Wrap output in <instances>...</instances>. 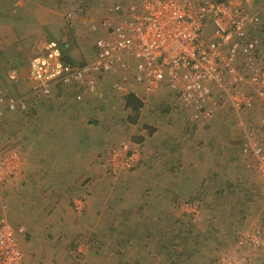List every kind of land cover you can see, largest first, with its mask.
Returning <instances> with one entry per match:
<instances>
[{
  "label": "rangeland",
  "instance_id": "obj_1",
  "mask_svg": "<svg viewBox=\"0 0 264 264\" xmlns=\"http://www.w3.org/2000/svg\"><path fill=\"white\" fill-rule=\"evenodd\" d=\"M141 1L0 0V96L25 106L14 112L0 108V161L13 154L18 159L17 175L0 185V226L13 230L17 249L21 237L27 244L23 264H264V102L239 113L226 105L229 116L224 125L217 122L213 134L216 142L233 144V153L211 149L206 159L200 149L197 165H190L196 162L190 160V142L197 127L184 120L167 92L169 103H153L146 123L127 115L128 123L138 124L118 143L133 144L128 152L138 162L132 169L124 166L126 154L107 148L97 157L103 173L99 181L89 179L80 191L68 193L56 192L64 186L52 183L57 188L47 187L43 196L36 195L38 184L29 181L30 172L22 173V160L30 159L35 98L27 81L29 61L49 42L67 43L70 51L90 50L93 35L82 19L102 18L114 4ZM240 4L260 19L258 57L263 62L264 0ZM71 11L74 19L68 24ZM13 71L15 83L9 80ZM257 89L246 84L239 91L253 95ZM113 104H106L108 113L115 114ZM224 105L214 118L226 110ZM161 123L175 130L170 136L183 139L178 149L186 155L177 160L172 157L177 151L166 146L162 158L153 161L158 166L146 165L143 145L154 143L155 126ZM169 157L167 165H160ZM40 251L46 257L36 256ZM50 251L54 255L47 257Z\"/></svg>",
  "mask_w": 264,
  "mask_h": 264
},
{
  "label": "built area",
  "instance_id": "obj_2",
  "mask_svg": "<svg viewBox=\"0 0 264 264\" xmlns=\"http://www.w3.org/2000/svg\"><path fill=\"white\" fill-rule=\"evenodd\" d=\"M73 19L74 12H68L66 22L70 24ZM81 22L95 36L94 59L73 65L63 60L69 44L61 47L56 42L47 43L29 61L27 69V81L36 99L49 98L52 87L61 85L78 88L77 102L84 94L101 101L107 92L99 89V84L111 78L109 91L118 95L136 86L145 94L166 88L191 121L199 117L209 120L219 104L239 113L258 101L264 102V61L258 57L259 19L250 16L237 0L114 4L102 18ZM16 77L13 71L9 80L14 82ZM246 84L258 87L257 91L253 95L241 93L239 88ZM2 107L8 112L25 110L21 103L0 96ZM129 148L122 144L119 150L126 154L124 166L132 169L138 160ZM259 153V149L255 151ZM17 160L13 154L0 161V185L17 175ZM0 264H23L15 233L5 223L0 226Z\"/></svg>",
  "mask_w": 264,
  "mask_h": 264
},
{
  "label": "crops",
  "instance_id": "obj_3",
  "mask_svg": "<svg viewBox=\"0 0 264 264\" xmlns=\"http://www.w3.org/2000/svg\"><path fill=\"white\" fill-rule=\"evenodd\" d=\"M239 1L244 4V0ZM262 6L263 4H259L258 11ZM92 37L93 39L95 38V36ZM87 48L89 46H81L79 51L65 49L63 51V60L76 66L89 63L94 59L95 49L93 45L88 51L86 50ZM109 79H105L99 84V89L101 88L102 91L107 92L106 97L101 101H97L94 97L84 94L82 101L77 102L75 96L79 92L78 88L75 86L64 87L61 85L53 86L50 97L42 103L41 101L43 100L39 98L33 99L30 116V159L25 163L22 160V173L30 172V176L28 177L29 181L32 184L36 181V184H38L35 190L36 195L43 196L42 192H45L44 190L48 189L47 187L55 190L57 186H52V183L54 185H56L55 183H59L58 185L63 184L64 186H59L56 192L63 190L68 193L72 192L69 189L80 191L82 185L89 179L96 178L99 181L100 179L98 177L100 175L103 177V173L97 161L98 155L107 151V148H110V150H119L120 146L125 144L118 143L123 138V134L127 135L126 131H132L138 124V122L128 123L126 120L128 113H133L131 109L126 108V99L130 97L141 103L140 109L134 115L137 121L141 118L146 123V120L150 117L148 113L153 112L151 110L153 103H166L168 102L167 97L170 98L171 96L168 95L169 93L167 92L169 91L166 88H162L154 94H145L141 87L137 86L125 95H118L109 91ZM113 101H116V104H113V107L116 108L114 110L115 114L108 113L110 110L108 105L106 106L108 102ZM222 108L226 110L219 112L215 118L213 116L207 121H203L200 117L197 120L191 121L190 115L182 114L186 122L197 127L195 131L193 130L194 133L192 132L191 137L192 141L195 142H190V160H196L194 164L190 162L191 166L198 164V155L200 154L196 151L200 149L201 153L207 157L206 159H209L208 155L211 149L218 150V152L223 151L224 154L233 153V144L230 142H216V138H214V134L216 136L215 125L217 122L221 123L224 118L229 116V109L226 105ZM222 123L223 125L225 124L224 121ZM147 125L149 126L150 124ZM155 127H157L154 130L156 140L154 143L143 145V150H146L144 154L146 165L148 163V165H154V159L156 157L162 158V151L166 150L164 148L167 147L177 151L172 157H176L177 160L183 159L182 155L184 156L186 154L178 149L183 144V139L181 137L179 139L175 136H170L175 130L173 128L169 129L168 127L163 128L162 123ZM221 131L222 133H226L223 128ZM180 132L181 130L177 132L179 136ZM166 137L167 140L165 139ZM126 145L128 147L133 146L132 143ZM193 152L196 154H193ZM170 158H167L166 162L160 163V165H167V160H171ZM207 164L209 163L207 162ZM154 166H158V164ZM158 171V175L163 174L162 171ZM90 182L96 181L90 180ZM17 246L19 252L24 251V249L26 250L27 244L22 240V237L17 241ZM37 254L36 256L38 257H46V255L43 256L42 251ZM48 254L47 257L54 255L52 251Z\"/></svg>",
  "mask_w": 264,
  "mask_h": 264
},
{
  "label": "trees",
  "instance_id": "obj_4",
  "mask_svg": "<svg viewBox=\"0 0 264 264\" xmlns=\"http://www.w3.org/2000/svg\"><path fill=\"white\" fill-rule=\"evenodd\" d=\"M141 103L137 100H133L132 98L126 99V108H129L133 111L134 114H137L138 110L140 109Z\"/></svg>",
  "mask_w": 264,
  "mask_h": 264
}]
</instances>
